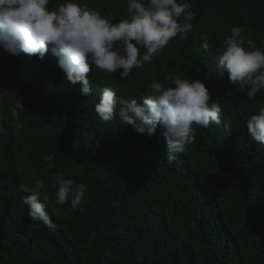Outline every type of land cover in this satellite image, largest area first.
<instances>
[{
    "label": "trees",
    "instance_id": "1",
    "mask_svg": "<svg viewBox=\"0 0 264 264\" xmlns=\"http://www.w3.org/2000/svg\"><path fill=\"white\" fill-rule=\"evenodd\" d=\"M62 2L50 0L49 7ZM79 2L113 22L129 18L127 0ZM192 4L188 39L173 38L127 78L92 71L99 98L106 83L136 98L150 81L163 83L169 74L200 79L211 98L220 97L232 131L223 121L207 129L194 124V142L172 163L163 130L138 134L118 117L101 124L97 102L94 110L80 104L48 63L0 46V68L6 67L0 70V264H264V145L246 126L264 105V90L254 99L234 92L215 59L236 25L261 47L264 0ZM16 99L27 121L19 129L8 110ZM49 154L56 165L51 171L43 167ZM53 173L86 184L76 211L70 202L55 203ZM37 179L45 183L53 230L30 218L19 191L21 183Z\"/></svg>",
    "mask_w": 264,
    "mask_h": 264
},
{
    "label": "clouds",
    "instance_id": "2",
    "mask_svg": "<svg viewBox=\"0 0 264 264\" xmlns=\"http://www.w3.org/2000/svg\"><path fill=\"white\" fill-rule=\"evenodd\" d=\"M49 4L50 0H0V46L10 54L23 53L48 63L80 104L94 110L97 102L95 112L101 124L118 117L120 123L149 137L156 134L158 127L163 130L161 137L169 163L194 142V124L207 129L223 121L225 131H232L230 122L223 117L224 103L218 100L220 97L211 98L200 79L169 74L163 83L150 81L136 98L122 95L115 85L106 83L99 98L98 80L92 77L95 67L127 78L134 68L152 63L173 38L188 39L196 15L192 0H127L129 18L116 22L79 0H64L51 8ZM201 46L206 51L210 47L206 39ZM215 59L220 74L227 71L234 92L254 99L264 90V41L261 47H254L243 26L231 28ZM2 104L4 97L0 95ZM24 109L19 99L9 105L17 129L27 123L21 116ZM252 113L245 118L250 116L248 135L264 145V105ZM44 160L47 170L56 167L52 154ZM49 180L57 188L55 203L70 202L71 210L76 211L85 197L86 184L75 183L63 173H53ZM44 189L40 179L31 185H19V191L26 194L23 202L30 218L53 230L55 224Z\"/></svg>",
    "mask_w": 264,
    "mask_h": 264
}]
</instances>
